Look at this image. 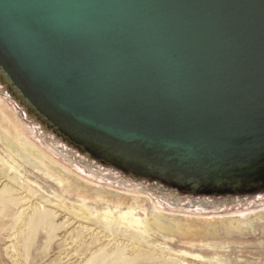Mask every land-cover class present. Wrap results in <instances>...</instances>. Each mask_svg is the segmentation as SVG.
<instances>
[{
  "label": "water",
  "instance_id": "1",
  "mask_svg": "<svg viewBox=\"0 0 264 264\" xmlns=\"http://www.w3.org/2000/svg\"><path fill=\"white\" fill-rule=\"evenodd\" d=\"M0 104L44 155L200 213L264 204V0H0Z\"/></svg>",
  "mask_w": 264,
  "mask_h": 264
},
{
  "label": "rangeland",
  "instance_id": "2",
  "mask_svg": "<svg viewBox=\"0 0 264 264\" xmlns=\"http://www.w3.org/2000/svg\"><path fill=\"white\" fill-rule=\"evenodd\" d=\"M34 145L0 104V264H264V204L200 213L44 155ZM27 147L40 151L41 165L19 156ZM129 210L140 222L132 229L117 218ZM105 212L116 221L106 225ZM154 214L171 229L146 227ZM237 221L246 223L225 230Z\"/></svg>",
  "mask_w": 264,
  "mask_h": 264
},
{
  "label": "bare ground",
  "instance_id": "3",
  "mask_svg": "<svg viewBox=\"0 0 264 264\" xmlns=\"http://www.w3.org/2000/svg\"><path fill=\"white\" fill-rule=\"evenodd\" d=\"M10 132L11 133H13V131L12 130H10ZM16 133V132H15ZM14 134V133H13ZM15 137H17V136H15ZM12 138V137H11ZM15 139V138H14ZM17 139H18V137H17ZM25 142V141H24ZM13 144V143H12ZM16 144V143H15ZM29 145V144H28ZM22 146V145H21ZM27 146V145H26ZM35 146V145H34ZM14 147H15V145H14ZM18 147V146H17ZM32 147V146H31ZM36 148H37V146H35ZM35 147H33V148H28L27 147V153L25 154V156H23V155H19L20 157H23V158H28V160H34L33 162L35 163V164H40V162H38V160H42V158H41V155L39 154L40 153V151H39V153H38V151L36 150V148ZM38 150H39V148H38ZM20 152V151H19ZM23 152V151H22ZM24 153V152H23ZM46 163V162H45ZM49 163V162H48ZM41 165V164H40ZM45 166H46V164H45ZM52 166V165H51ZM93 191V190H92ZM94 192H95V190H94ZM98 194H97V196L99 197V198H103L104 199V195H102L103 193H102V191H96ZM107 194H108V192H107ZM110 194V193H109ZM111 196V195H110ZM117 197V196H116ZM115 197V198H116ZM116 199H118V198H116ZM120 201V200H119ZM116 202V201H115ZM73 209L74 210H77V211H79L80 212V215L82 216V217H86V213L80 208V207H78V206H74L73 205ZM75 213V212H74ZM101 219L103 220V222H105L106 223V225H108L109 223H111L114 219H116V218H114L112 215H111V213H109V212H105V213H103V214H101ZM118 220H119V223L121 224V225H123L124 227H126V228H135L136 226H137V224L139 225V221H138V219L134 216V212H133V210H129L128 212H126V213H123V214H121V215H118ZM114 221H116V220H114ZM141 221V220H140ZM142 222V221H141ZM119 223H117V224H119ZM145 226L146 227H149L150 225H153V226H155L156 228H158V229H171V227H170V225L169 226H166V225H164V223H162L160 220H159V218H158V215L157 214H154V216H150L149 217V219L148 218H146L145 219ZM229 223V222H228ZM227 223V224H228ZM236 223V224H235ZM245 223L246 222H241V221H237V222H234V224L235 225H233V223H231L230 222V225L228 224V226L226 225L225 226V230H229L230 228H236V229H241V227H242V225H245ZM249 223V222H248ZM140 225H142L143 226V223H141ZM178 225V224H177ZM248 225V224H247ZM174 227V226H173ZM176 227H178V226H176ZM175 227V228H176ZM169 232V231H168Z\"/></svg>",
  "mask_w": 264,
  "mask_h": 264
}]
</instances>
